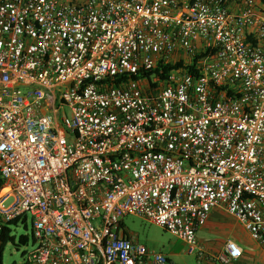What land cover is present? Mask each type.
Wrapping results in <instances>:
<instances>
[{
	"label": "built area",
	"instance_id": "2783aa9c",
	"mask_svg": "<svg viewBox=\"0 0 264 264\" xmlns=\"http://www.w3.org/2000/svg\"><path fill=\"white\" fill-rule=\"evenodd\" d=\"M217 209L264 248V0H0V264L24 218V264H168L127 216L237 264Z\"/></svg>",
	"mask_w": 264,
	"mask_h": 264
},
{
	"label": "rangeland",
	"instance_id": "374dc122",
	"mask_svg": "<svg viewBox=\"0 0 264 264\" xmlns=\"http://www.w3.org/2000/svg\"><path fill=\"white\" fill-rule=\"evenodd\" d=\"M66 113L69 114L68 108ZM12 203L13 199L9 200L5 206L9 207ZM124 225L126 233L134 238L139 246L145 247L148 253L165 255L171 260V264H198V249L191 252V247L187 243L164 228L136 216H127L124 219ZM234 227L233 229L219 228L217 232L202 230L199 237L203 239V242L200 244L209 250L206 243L222 247L229 239L238 240L239 237H247L248 241H252L242 225L237 224ZM22 236H29L30 241L27 245L20 244ZM32 236L31 218L27 223L13 225L12 237L15 239L5 246L3 264H24L28 255L36 249ZM254 244L258 243L252 241V245ZM252 251L251 264H264V250L261 247H254Z\"/></svg>",
	"mask_w": 264,
	"mask_h": 264
},
{
	"label": "crops",
	"instance_id": "0c3cea01",
	"mask_svg": "<svg viewBox=\"0 0 264 264\" xmlns=\"http://www.w3.org/2000/svg\"><path fill=\"white\" fill-rule=\"evenodd\" d=\"M241 225L235 218H233L232 216H230L229 214H227L225 211L221 210V209H217L214 210L212 212L211 218L209 220V223L207 224V226L205 228H203L202 230H212L214 232H217L219 228H226V229H233L235 228V225ZM200 230L198 233V239L199 242L202 244L203 239L200 236V232L202 231ZM232 240V239H229ZM252 240V238H251ZM238 242L239 244L242 245V247L244 248L245 254L244 257L237 263V264H251L252 262V258H253V251L252 249L254 247H261L263 250L264 248L259 245V244H254L252 245V241H248L247 237H239L238 240H233ZM206 243V242H205ZM208 246L209 250L208 252H212V253H217L222 251L224 245L222 247L220 246H214V244H205ZM219 248V249H218Z\"/></svg>",
	"mask_w": 264,
	"mask_h": 264
},
{
	"label": "trees",
	"instance_id": "16d2710c",
	"mask_svg": "<svg viewBox=\"0 0 264 264\" xmlns=\"http://www.w3.org/2000/svg\"><path fill=\"white\" fill-rule=\"evenodd\" d=\"M187 63L185 60L181 61H168V62H161L158 66V68L148 74H146L147 78L149 79V82L153 83L152 87L156 88L158 87L159 84H164L169 75L175 71L178 70L179 68H186ZM157 81V82H155ZM19 222V219L13 221V225H17ZM24 223H27V219L24 218L23 220ZM10 229L6 228L5 232L3 233L2 236V248H1V260L3 259V253L5 246L8 244L9 241H14V237L10 236ZM30 241L29 236H22L20 238V244L27 245ZM168 264H171V260L167 258Z\"/></svg>",
	"mask_w": 264,
	"mask_h": 264
}]
</instances>
